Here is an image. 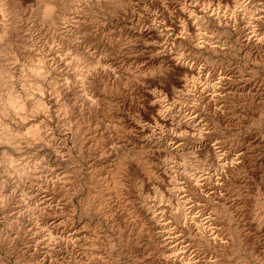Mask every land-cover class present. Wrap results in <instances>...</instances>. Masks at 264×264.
<instances>
[{"label":"rangeland","instance_id":"obj_1","mask_svg":"<svg viewBox=\"0 0 264 264\" xmlns=\"http://www.w3.org/2000/svg\"><path fill=\"white\" fill-rule=\"evenodd\" d=\"M240 1L250 12L239 15L235 28L228 22L237 10L233 0H76L51 17L36 0H0L19 9L16 19L9 12L6 19L19 23L21 48L30 45L13 65L14 81L38 57L55 67L45 83L47 112L32 110L40 93L26 82L18 86L25 117L7 119L20 144L15 151L0 146V264H163L172 254L242 263L240 254L189 234L176 217L178 200L214 213L215 204L190 186L188 175L231 182L227 167L234 162L240 170L235 187L225 183L226 203L243 206L244 217L261 213L257 202L264 205V166L253 161L264 150L256 143L262 138L264 146V63L244 41L252 32L264 36V20L255 18L264 0ZM76 56L100 61L90 89L79 80ZM223 74L227 84L209 92L221 94L220 114L206 108L194 82L205 87L206 78L214 84ZM156 103L165 107L169 126L155 122ZM6 158L29 172H12ZM244 217L231 221L240 231L252 221ZM247 257L264 264L263 256Z\"/></svg>","mask_w":264,"mask_h":264},{"label":"bare ground","instance_id":"obj_2","mask_svg":"<svg viewBox=\"0 0 264 264\" xmlns=\"http://www.w3.org/2000/svg\"><path fill=\"white\" fill-rule=\"evenodd\" d=\"M36 1L39 2L38 5L41 4L43 6L44 14L46 16L51 17V16L55 15L56 9L59 8L58 6L60 4L63 5L65 3H70V5H72V3H74V1H76V0H36ZM233 3H234V6L237 7V10H236L235 15H233L228 20V22L233 24L235 28H237V27L239 28V25L237 23L238 17H239V15L241 16L242 14L245 15L249 8L247 6L248 4L244 1L233 0ZM5 4H7L6 5L7 7H5ZM0 5H1L0 6V13L4 19V20H2V18H1L3 23H2V29H0V146L4 147V149H6V150L13 149L15 151L18 149V146L20 144L19 137H18L19 133L16 130H14L15 132L12 131V129L10 128L11 124L9 123V121H7V119L10 118V120H11V118H13V117H11L12 115L13 116H19L20 118H24L25 117L24 113L27 111V105H28L26 102H24L25 100H23V95H24L23 92L24 91L23 92L20 91L18 89V86L20 85L23 88H25L26 87L25 83L27 82V84L29 83V86L27 85L28 87L35 88V90L40 93V97L37 98V100H35L34 103H32L33 106H31V107H34V108H32V110L33 109L43 110L45 112L47 110V105H46V102H45L44 97H43V95L45 93V83H47V82L49 83V81H50V79H49L50 70L54 69L55 67H54L53 62H48V60L52 61L51 59H48L47 61L46 60L43 61V59H39V57H38L37 62L30 61V62H28L27 66H23V67L19 66V67H21V70H19V71H21L20 78L17 80V82L14 81L15 70H17L16 69L17 67H13V65L17 61H19L18 59H19V55L21 56V53H20L21 49L24 48L23 51H25L30 45L28 44V42L24 41L25 44H23L24 46L21 48V46L17 43L18 41L15 39L16 38L15 35L20 33V32L19 33L16 32V34H15V30L17 29V26L19 25V23L17 25L15 20L12 21V19H9V16H7L8 18L6 19L5 13H7V12H9L11 14L10 16L14 15L13 17H14V19H16V17H17L16 14H17V11L19 9H16V6H14V4H12V3L10 5H9V3H2ZM213 12H214V17L217 18L216 20H218L219 22L223 21L220 17L219 12H215V11H213ZM260 14L261 15H258V14L255 15V18L258 21L264 20V12H261ZM7 15H8V13H7ZM188 22L190 24H193L190 19L188 20ZM22 25H21V28H22ZM240 30H241L240 32L242 33L244 29L242 28ZM252 34H250V35L247 34V38L244 40L245 44L248 47V49L251 51L253 57H255L254 59H257L259 62L261 61L264 63V36L259 35L258 33L256 34L255 32H252ZM30 51H34V49H32ZM74 54H78V53H74ZM74 56L72 55L73 58H74ZM70 57H71V55H70ZM22 58H25V57H22ZM42 58L45 59V57H42ZM46 58H48V57H46ZM77 58L75 59L76 60L75 65L76 66L75 65L74 66L77 67V69H78L77 75L79 76V80L83 85L88 84V89H90V88H92V85L94 84V82L96 80L95 79L97 77L96 75H98V72H97L98 70H96V68L98 66H100L99 65L100 61L96 60L94 62L89 61L91 63H89V62H87V63L82 62L81 63L80 61H82L84 56L82 59L78 58L79 60ZM84 61H85V59H84ZM181 64H183V63H181ZM186 68L192 72H195V68L193 66H187ZM103 72H106V71H103ZM102 74H104V73H102ZM30 75L34 76L35 79L34 78L30 79V77H31ZM17 76H19V74ZM74 76H76V75H74ZM216 79L218 80V82L212 84L215 79L206 78L207 82L205 84V87L203 85L198 84V82H194L195 83L194 86H195L196 90H198L200 95H202L205 98L206 108L208 110L215 111V112L221 114L222 111L218 110V106H219L218 101L220 100L219 97L221 96V94L217 93V95H212L209 92L211 89H213L214 86H215V90L213 89V93L218 92V90H222V89H220L221 86H225L227 84V76H226V74H223L222 76L216 77ZM50 84H52V81L50 82ZM218 86H220V88ZM69 91H71V90H69ZM56 92H59V90ZM61 93H62V91H61ZM63 94H64L63 97L66 96V102H68V100H67L68 94H69L68 91H66ZM84 96H85L86 103L88 104V109L90 111L94 110V108H95L94 100L91 97H89L88 95H84ZM28 98L29 97H27V100H28ZM30 101H32V100H30ZM156 104L157 105H155V111L157 114L154 117L155 122L160 124L161 126H164V127H167L170 124H172L171 119L168 117V114L165 111V107L159 103H156ZM13 120H14V118H13ZM31 128L32 127L28 128L29 129L28 133H30V134H31V130H32ZM16 132L18 134H16ZM32 136H33L32 138L34 139L36 135L34 134ZM261 139L259 140V138H258L256 140V143L260 147L263 148L264 146L263 145L261 146V144H262ZM251 153H253V152H251ZM254 153H255V150H254ZM5 154L7 156L8 151H4V155ZM253 158H254L253 161L257 167H263L264 166V150L262 151V149L259 148L257 150V155L253 156ZM6 161L8 163V168H10L12 172H15L18 175L26 174L28 169H29V167H28V169L27 168L25 169L24 166H16L14 164L15 163L14 159L6 158ZM253 161H251V162H253ZM221 162H222V159H220L219 157L216 158V163L218 165H220ZM120 170L121 169H119V171ZM239 170H240L239 164L236 162L228 165L227 172L230 174V179H231V182L229 181L230 182L229 186H231V187L236 186L237 179H235V178L237 177V172ZM96 177H98V176H96ZM101 178L102 177H100V180H101ZM97 179H99V178H97ZM104 180H105V178H104ZM92 181H93V179H92ZM96 181H95V183H96ZM229 182L224 181V179L221 177V175H219V177H217L216 179L213 176H211V177H197L196 175H188V183L190 184V186L192 188H194L196 191H198L202 197H204L207 200H211V202L215 204V210H213L214 213H207V211L205 209H202V210H200L199 213H197V211H196L198 209L197 206L192 205L191 207L186 208V205L178 200V202H179L178 206L179 207H177V209H176L177 210L176 211V214H177L176 217L181 223H183L186 231L189 234L195 235L196 237L203 239L204 241L211 244L212 246H215V247H218L221 249L226 248L230 253H232V255L233 254L235 255V253L240 254V260L242 261L241 264H252L251 262H249L250 259L248 260L247 256H252L255 258L257 255V258L260 256L264 257V220L262 218V216L264 215V209H263L264 205L262 204V201L257 202V204H255V206L258 205V208H259V210H261V213L263 215L259 211L253 210L254 212L249 211L248 214L244 211L246 213V215L244 217V214L241 211L243 206L240 208L239 206H236L235 203L234 204L233 203L227 204L226 199L223 198L224 197L223 190H224L225 183L229 184ZM103 183H104V181H103ZM97 184H99L98 181H97ZM117 184L118 183H116V186H117ZM122 185H124V184H122V182H121V187H122ZM95 186H97V185H95ZM102 187H103L102 185H98L99 189L98 188L97 189L100 192L105 193V190L107 191V188L102 189ZM257 187H256V189H257ZM115 188H117V187H115ZM94 190H96V188H94ZM260 191H261V188L259 187L257 193ZM100 192H97V194ZM94 193H95V191H94ZM103 193H102V195H103ZM117 193H118V191H117ZM231 193L233 194V192H231ZM94 195L97 196L96 194H94ZM182 195H183V193H182ZM108 196H110V195H108ZM108 196H107V198H108ZM93 197L94 196H92V198ZM176 197H177V195H176ZM99 198H96V199H99ZM256 200L254 203H256ZM91 201H93V200H91ZM121 202H122V200H121ZM89 203L92 204L93 202L92 203L89 202ZM89 205H86V206H89ZM106 206L109 207V205H106ZM101 207L102 206L100 205V208ZM103 207H105V206H103ZM108 207H107V209H108ZM89 208H90V206H89ZM252 208H251V210H252ZM258 208H257V210H258ZM99 209L97 211H99ZM105 210H106V207H105ZM246 216L250 217L252 219V221L250 220V222H248L247 224H245V225L243 224L244 226L242 227L243 229H241V231L239 230V228L234 226V224L232 225L231 221L233 219L237 220V219L244 217L243 222H245ZM219 224H222V226L219 227ZM223 224H224V226H223ZM168 249L172 253H175L177 251V248L174 246L173 247L170 246ZM261 249L263 251H261ZM164 250H165V248H164ZM162 251H163V249H162ZM243 251L247 256L243 255ZM160 252H161V250H160ZM171 252H170V254H171ZM163 256H165V255H163ZM158 259L160 260V257H158ZM163 264H207V262L204 259H202V257H201V259H197V261H196V260H192L191 258L186 257L185 255L172 254V256L168 255L166 257V259L163 261Z\"/></svg>","mask_w":264,"mask_h":264}]
</instances>
